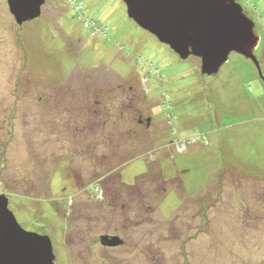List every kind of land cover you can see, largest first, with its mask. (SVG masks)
Listing matches in <instances>:
<instances>
[{"label": "rangeland", "instance_id": "obj_1", "mask_svg": "<svg viewBox=\"0 0 264 264\" xmlns=\"http://www.w3.org/2000/svg\"><path fill=\"white\" fill-rule=\"evenodd\" d=\"M254 5L259 68L232 52L207 76L122 0H46L22 26L0 0V191L25 230L50 237L55 264H264Z\"/></svg>", "mask_w": 264, "mask_h": 264}, {"label": "water", "instance_id": "obj_2", "mask_svg": "<svg viewBox=\"0 0 264 264\" xmlns=\"http://www.w3.org/2000/svg\"><path fill=\"white\" fill-rule=\"evenodd\" d=\"M127 15L139 27L169 46L181 59L195 56L201 73L212 76L236 52L259 68L254 51L260 39L255 23L236 0H122ZM16 23L39 18L46 0H7ZM101 243L118 246V236H101ZM47 235L25 230L0 195V264H55Z\"/></svg>", "mask_w": 264, "mask_h": 264}, {"label": "trees", "instance_id": "obj_3", "mask_svg": "<svg viewBox=\"0 0 264 264\" xmlns=\"http://www.w3.org/2000/svg\"><path fill=\"white\" fill-rule=\"evenodd\" d=\"M238 3H241V5H242V7H243V9L244 10H246V11H248L247 9H252L253 11L252 12H254V11H257L258 10V7L257 6H253V0H236ZM79 5V4H78ZM82 6V10H81V12H82V16H81V18H85V15H84V13H83V10H84V7H83V5H81ZM245 12V11H244ZM81 15V14H80ZM87 19V18H86ZM89 19V18H88ZM87 19V20H88ZM261 19V18H260ZM70 77V76H69ZM68 77V78H69ZM97 104L98 103H100V104H103L102 103V101L100 100V99H97V102H96ZM180 138V137H179ZM1 184V183H0ZM124 184V183H123ZM2 185V184H1ZM3 188V187H2ZM94 188V186L92 187V189ZM1 189V188H0ZM2 194H6V190H4V188H3V190L2 191H0Z\"/></svg>", "mask_w": 264, "mask_h": 264}, {"label": "built area", "instance_id": "obj_4", "mask_svg": "<svg viewBox=\"0 0 264 264\" xmlns=\"http://www.w3.org/2000/svg\"><path fill=\"white\" fill-rule=\"evenodd\" d=\"M75 7V11L76 12H78L79 14H81V16H82V12H81V10H82V6L81 5H75L74 6ZM83 17V16H82ZM84 19V18H83ZM85 26L86 27H95V25H94V23H93V21H89V20H85ZM199 138H194L193 140H192V142H195L196 140H198ZM180 141H181V139H180ZM190 142H191V140H190ZM181 143V142H180ZM183 146H184V143H183Z\"/></svg>", "mask_w": 264, "mask_h": 264}, {"label": "flooded vegetation", "instance_id": "obj_5", "mask_svg": "<svg viewBox=\"0 0 264 264\" xmlns=\"http://www.w3.org/2000/svg\"><path fill=\"white\" fill-rule=\"evenodd\" d=\"M150 120V119H149ZM99 238H101V236L99 237ZM101 241V240H100ZM124 243H123V241H122V245H123ZM57 264V263H56Z\"/></svg>", "mask_w": 264, "mask_h": 264}]
</instances>
